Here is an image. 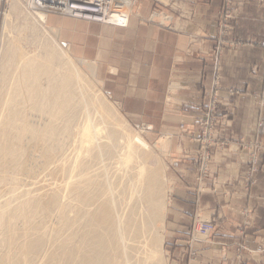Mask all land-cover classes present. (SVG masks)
I'll list each match as a JSON object with an SVG mask.
<instances>
[{"label": "bare ground", "instance_id": "1", "mask_svg": "<svg viewBox=\"0 0 264 264\" xmlns=\"http://www.w3.org/2000/svg\"><path fill=\"white\" fill-rule=\"evenodd\" d=\"M22 1L42 13L48 4ZM86 1L67 0L74 9L66 5L63 15L127 24L124 12L112 17L118 11H96ZM10 36L0 53V264H163L158 163L117 133L114 111L67 59L56 68L49 53L22 51ZM65 140L69 148L60 152ZM31 148L43 171L26 185L37 174L27 164Z\"/></svg>", "mask_w": 264, "mask_h": 264}, {"label": "crops", "instance_id": "2", "mask_svg": "<svg viewBox=\"0 0 264 264\" xmlns=\"http://www.w3.org/2000/svg\"><path fill=\"white\" fill-rule=\"evenodd\" d=\"M224 1L176 0L178 8L172 10L169 0H131L127 25L91 29L101 32L97 33L99 53L109 43L113 60L107 69L120 80H114L112 94L125 115L164 121L161 129L170 139L172 164L167 229L173 257L186 248L196 214L221 215L213 243L197 244L198 264H264V163L250 193L245 188L248 154L239 149L242 140L259 139L264 150V49L259 45L264 38V0L234 2L237 18L231 21L218 63L214 55ZM188 2L195 10L191 16L184 13ZM157 8L163 13H153ZM155 15L163 16L164 22H153ZM65 44L72 47L73 38L66 36ZM217 80L221 125L216 132L229 143L222 148L216 145L210 179L200 191L195 122ZM182 123L187 133L180 132ZM244 230L247 236L242 241L248 249L238 258L236 245Z\"/></svg>", "mask_w": 264, "mask_h": 264}, {"label": "rangeland", "instance_id": "3", "mask_svg": "<svg viewBox=\"0 0 264 264\" xmlns=\"http://www.w3.org/2000/svg\"><path fill=\"white\" fill-rule=\"evenodd\" d=\"M112 1V0H111ZM119 1V2H118ZM113 0L114 2L113 9L114 11H118V13L112 14L113 16H117L120 13H125L126 15H130L132 11V3L131 0L128 3L120 2V0ZM166 1V0H165ZM230 1V11L232 13V18L227 21V31H231V21L236 20L237 15L232 12L234 10V2L236 0H225L222 12L220 14V22H219V42H224V38H226V35L223 34L225 32L226 25L224 20V15L228 12L224 11V8L226 7V3ZM127 2V1H126ZM122 5V7H120ZM109 6V5H107ZM127 6V7H126ZM180 6V5H179ZM125 7V8H124ZM168 7L172 10H177L178 5L176 4V0H169ZM182 7V6H181ZM13 10V12H11ZM121 10V12H119ZM10 11V12H9ZM193 5H191L190 2L184 4V13L187 16H191L194 13ZM0 53L2 51L1 49V43L3 42L4 49L7 50V44H5V37L7 36V33L11 35L10 38L13 40H20L18 43L21 46L22 51H25L29 54H39V55H45V53H49V56L52 57V62L55 63L54 67L59 68L60 62L62 63V59H67L69 62L68 66L74 72H79L82 76V79L85 80L84 82L87 83L91 87V92L95 95L99 96V99L107 104L115 113V120L114 124L120 129L118 130V134H124V136H131L135 143L137 144L136 147L138 151L140 149L144 150L146 149L150 156L152 157L151 161H156L158 165L160 166L161 172H162V181H163V187H162V195L164 197L163 203L161 207L163 206L162 210V220H163V227H162V243L160 246V256L162 257V263L163 264H198L199 263V249L197 248V244H212L214 239V233L216 230V225H220L223 222V217L221 215L208 218L202 214H196L194 219L192 220V224L190 226V233H189V239L188 244L186 245V250H183V253L181 256L178 254L173 257L172 252L170 250L169 244H168V229H167V215H168V205L171 201L172 194H173V185L169 179V172L172 168V164L170 162V151H169V141L168 135L163 134V129L161 124L162 120H151V119H132L128 118L121 105L117 103L115 100L113 94H112V87L113 85H116L117 83H113L114 80L119 82L118 75L114 74V71L107 69L109 65H112V55L109 54L110 51L107 47V41L103 45H105V48L101 50V53L98 51V36L101 33L97 30H92L91 26H113L110 24L109 17L106 20V23H95L90 22L74 17H69L66 15H49L42 12L34 11V9H31L29 6L25 5V3L22 0H6L0 7ZM157 14L163 13V11L160 8H157V12H153ZM110 17V18H112ZM152 18V17H151ZM153 22H157L158 24H161L160 22H164L163 16L155 15L153 16ZM149 21H151L149 19ZM11 22V24H10ZM124 25V24H123ZM127 25V24H125ZM76 26V27H75ZM78 26L85 27L82 31H80L81 28ZM12 27V29H10ZM99 29V28H98ZM84 31V32H83ZM226 31V32H227ZM11 32V33H10ZM99 33V34H97ZM66 36H69V39L73 38V46L66 47ZM4 37V38H3ZM15 37V38H14ZM3 38V39H2ZM4 40V41H2ZM12 41V40H10ZM264 41V38L259 42V45L261 48V43ZM7 42V41H6ZM238 43V42H235ZM70 44V43H69ZM57 47V48H56ZM59 48V49H58ZM218 45L215 49V59H216V51H217ZM10 49V48H8ZM24 49V50H23ZM28 49V50H27ZM58 49V52L56 51ZM264 49V48H263ZM11 50V49H10ZM49 51V52H48ZM38 52V53H37ZM224 53V51H222ZM221 53V54H222ZM223 55V54H222ZM221 55V56H222ZM56 56V58H54ZM221 58V57H220ZM219 58V59H220ZM61 59V61H60ZM63 59V60H64ZM56 61V62H55ZM59 61V62H58ZM220 60H217L219 63ZM59 66V67H58ZM120 78V77H119ZM219 81L217 80L214 86V89L211 90L209 93L210 99L209 102L205 105L204 108L202 106L201 108V114L196 119L195 126L197 128V135L194 136L193 140L197 142L200 146L199 148V154L197 157V166L204 163L205 156L207 157L209 153L211 156H213V153L215 151L216 145H221L219 147L222 148V145H225L229 142L226 140H223L220 135L217 134L218 126L221 125L218 121L217 114L219 112V106H220V95L216 92L217 89L216 86L218 85ZM47 84V78H43L40 81V86L43 88H46L45 85ZM47 86V85H46ZM40 87V88H41ZM42 89V88H41ZM45 90V89H43ZM112 94V95H111ZM214 98L218 99L219 103L217 104V108L215 110V115H211V117H208L207 114L210 112L211 104L214 101ZM35 122L37 125L38 121ZM218 121V122H217ZM40 123V122H39ZM180 132L187 133L188 128L185 126V124H180L179 126ZM65 145L63 144V147L59 146L58 149L65 151L69 148V140L64 141ZM240 145L241 150L245 151L248 154V165H247V171L246 176H248V167L251 170L253 166L258 167L259 165V171L253 176V179H250V181H247L245 183V188L250 193L252 192L253 188L258 184V174L261 171L262 164L264 163V150H260V148L263 146L262 141L259 139H252V140H242ZM242 144H246V149L242 147ZM210 147L212 150V154L208 152L207 147ZM67 146V148L65 147ZM65 147V149H64ZM63 148V149H62ZM34 149V148H31ZM60 150V152H61ZM31 152V151H30ZM34 152L36 150L34 149ZM31 154V153H30ZM35 154V153H34ZM39 154V153H38ZM35 154L29 156V163L28 166L32 167L33 169L31 171H35L36 173H31L30 176H27L26 179V185L32 183V178L38 177L42 173L43 165L40 166V163H43L41 157L39 155ZM207 154V155H206ZM33 157V158H32ZM35 158L38 160L36 161ZM32 160V161H31ZM34 160V161H33ZM202 160V161H201ZM37 163H36V162ZM212 161V157H211ZM156 163V164H157ZM33 164H36L34 166ZM41 167V169L39 168ZM211 167V162H210ZM31 168H29L30 170ZM37 171H36V170ZM198 169V168H197ZM211 169V168H210ZM42 170V171H41ZM39 171L41 173H39ZM198 171L196 175V181L198 179ZM246 177V179H247ZM47 181L50 180L49 177H46ZM210 179V176L206 178L203 181V184L198 183V189L200 191H204L205 183ZM28 180V181H27ZM252 182V183H251ZM250 183V184H249ZM165 209V210H164ZM254 208L251 207V214L250 216L254 214ZM50 210H57L56 208H51ZM246 213V218L249 216L248 211ZM52 218L54 222L52 221V225L59 226L60 222L57 220V216L53 215ZM201 220V221H200ZM207 221V222H203ZM59 223H58V222ZM199 221V222H198ZM56 222V223H55ZM196 222H198L196 224ZM214 224H212V223ZM55 223V225H54ZM248 223V225H247ZM246 225L247 227L250 226V222L247 221ZM209 224H212V230L208 233H205L206 227L204 229L203 226H207ZM55 226V227H56ZM197 226V227H196ZM246 230L242 231L241 234V241L237 242L236 245V255L237 257H241V254L243 251H246L248 247L245 245L244 241H246ZM211 235V237H210ZM241 247V249H240ZM239 249L241 252H239ZM193 252L196 253V256L192 255ZM182 258V260H181ZM180 259V260H178Z\"/></svg>", "mask_w": 264, "mask_h": 264}, {"label": "built area", "instance_id": "4", "mask_svg": "<svg viewBox=\"0 0 264 264\" xmlns=\"http://www.w3.org/2000/svg\"><path fill=\"white\" fill-rule=\"evenodd\" d=\"M4 0H2L3 2ZM48 1V4H46V9H44L43 7V10L45 11V13L49 14V15H59V16H62L64 14V9L66 8V5H69L70 4V8H73V4L71 3H67L66 1L67 0H47ZM113 1V0H112ZM111 0H93V4L91 7H89L90 9H93V10H103V13L107 10H110L111 7H113V2ZM72 2V1H71ZM85 2H87L85 0ZM105 2V3H104ZM63 3V7L62 8H59L57 7V4H62ZM109 5V6H107ZM226 7L224 8V11H228L225 15H224V20H225V24L227 23L228 20H230L232 18V13L230 11V1H228L225 5ZM74 9V8H73ZM85 20H91L92 22H95V23H104V19L103 18H99V17H95V18H85ZM225 28V32L223 34H225L226 36L228 35V31H227V25ZM227 31V32H226ZM262 47L264 48V41L261 43ZM224 48H225V43L222 41V42H219L218 44V48H217V51H216V60H219V58L221 57V55L223 54L222 51H224ZM222 53V54H221ZM219 88V87H218ZM219 103L218 99L214 98V101L213 103L211 104L210 108V112L207 114L208 117H211V115H215V110L217 108V104ZM219 121V120H218ZM217 121V122H218ZM242 147L244 148V150L246 149V144L243 145L242 144ZM208 149V152H210L212 154V150L210 149L209 145L208 147L206 148ZM260 150L263 151V146L260 148ZM208 156L206 157L205 156V159H204V163L202 164V166L200 167V165H198V179L197 181L199 182V184H203V181L208 178L210 176V162H211V155L209 153H207ZM206 154V155H207ZM202 161V160H201ZM259 171V165L258 167L256 166H253V168H251V170L249 169L248 167V176L247 177V181H250V179H253L254 175ZM252 183V182H251ZM250 184V183H249ZM201 221V220H200ZM203 222H207V221H204L202 220ZM199 222V221H198ZM196 222V224L198 223ZM212 223V222H211ZM213 224V223H212ZM212 224H209L207 226H203L204 229L206 227V230H205V233H208L209 231L212 230ZM214 225V224H213ZM197 227V226H196ZM211 237V235H210ZM241 249V247H240ZM239 249V252H241ZM194 256H196V253L193 252Z\"/></svg>", "mask_w": 264, "mask_h": 264}]
</instances>
